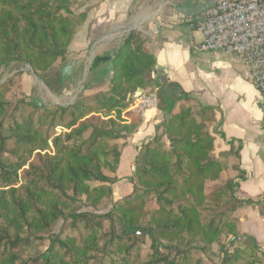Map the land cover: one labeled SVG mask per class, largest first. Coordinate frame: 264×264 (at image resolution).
Returning a JSON list of instances; mask_svg holds the SVG:
<instances>
[{"label":"trees","instance_id":"trees-1","mask_svg":"<svg viewBox=\"0 0 264 264\" xmlns=\"http://www.w3.org/2000/svg\"><path fill=\"white\" fill-rule=\"evenodd\" d=\"M75 1L0 0V65L28 64L60 95L61 64L84 18L73 12ZM145 42L132 30L111 55L96 56L89 70L108 61L109 71L67 106L12 102L0 84V264H230L239 254L238 184L226 179L206 193L209 182L237 168L230 162L237 153H215L190 106L173 112L186 96L178 85L158 89L168 119L139 146L131 193L112 199L116 177L103 168L117 170L124 140L141 122L132 95L150 91L156 65ZM94 80L98 89L85 93ZM101 216L110 218L107 227Z\"/></svg>","mask_w":264,"mask_h":264},{"label":"crops","instance_id":"crops-1","mask_svg":"<svg viewBox=\"0 0 264 264\" xmlns=\"http://www.w3.org/2000/svg\"><path fill=\"white\" fill-rule=\"evenodd\" d=\"M213 1H84L80 11L84 18L68 46L67 59L61 64L64 66L62 91L74 96L79 81L77 72L82 70V61L84 63L91 49L93 59L111 55L130 26L134 30L141 27L147 31L149 34L143 35L146 37L145 48L154 55L156 65L147 87L150 91L143 89V94L157 95L163 86L159 79L165 75V85H178V93L186 95L175 104L173 112L181 106H190L202 115L205 126L214 137L215 153L231 148L236 151L230 162L237 168L223 171L218 180L208 184L217 188L222 181L232 179L238 184L234 196L243 201L233 216L238 219L240 237L251 242L239 244V254L230 264H264V99L248 80L245 67L236 56L221 50L197 49L203 40L199 30L203 7ZM153 26L155 31H151ZM101 63L103 67L99 71L108 72L110 63ZM136 104L137 99L130 108ZM138 115L140 124L125 138L121 148L117 169L119 178L131 176L139 146L162 131L169 113L158 101L156 107ZM163 138L168 141L166 135Z\"/></svg>","mask_w":264,"mask_h":264},{"label":"built area","instance_id":"built-area-1","mask_svg":"<svg viewBox=\"0 0 264 264\" xmlns=\"http://www.w3.org/2000/svg\"><path fill=\"white\" fill-rule=\"evenodd\" d=\"M143 35L149 33L141 27ZM153 26L151 31H155ZM200 51H225L244 65L248 80L264 99V0H214L202 14ZM158 105L155 93L142 94L132 111L143 115Z\"/></svg>","mask_w":264,"mask_h":264},{"label":"rangeland","instance_id":"rangeland-1","mask_svg":"<svg viewBox=\"0 0 264 264\" xmlns=\"http://www.w3.org/2000/svg\"><path fill=\"white\" fill-rule=\"evenodd\" d=\"M82 6H83V1L81 0L75 1L73 3L72 10L75 13V15H79L81 13L80 11L82 9ZM91 58H93L92 49L89 51V54L85 58L84 63L82 61V64L80 66L82 70H80V73H79V70L77 72L79 81H77L76 83V89H75L76 96L82 91L84 84L87 81H89L91 78H93V75L95 73H98L99 69H102L103 67V63H100L98 64L99 66H97L96 69L94 68L93 71L89 70L90 69L89 63H90ZM65 59H67V56L65 57ZM60 63L61 61L58 64ZM32 71L33 70L28 64L17 63L13 61L8 62L7 64L0 65V84H3V83L5 84L6 96L9 100L13 102L18 99H25V100L34 99V100H38L41 103L48 104V105H54L58 103V105H63V106H67V105H64L65 103H68L69 105L74 100L73 99L71 101L72 97L65 95L63 91L61 92L60 95L54 94L37 75H36L37 78L33 76ZM88 86L89 87L85 91V93H92L96 91L99 87L98 84L93 81L89 83ZM103 172L110 176L114 175L116 177V180L112 186L113 187V196H112L113 200L122 198L131 193V191L133 190V185H132V182L130 181L131 176L129 178L124 177V176L122 178H119L117 176V170L113 174L109 172V170L106 168H103ZM123 178L125 179L122 181ZM214 190L215 188L213 186L210 185L209 187V184H207L206 186L207 194H211ZM109 207H110V202L104 210H101L100 212H97V213L98 214L105 213L109 210ZM149 207H153V204L150 203ZM100 219L105 224L106 227L109 225V221H110L109 217L101 216ZM46 244L47 242L45 241L40 247V250H43Z\"/></svg>","mask_w":264,"mask_h":264},{"label":"water","instance_id":"water-1","mask_svg":"<svg viewBox=\"0 0 264 264\" xmlns=\"http://www.w3.org/2000/svg\"><path fill=\"white\" fill-rule=\"evenodd\" d=\"M206 8H207V6L204 5L203 10H205ZM203 10H202V11H203ZM202 11H200V12H202ZM192 14H193V13H192ZM201 20H202V17H200V20H199V21H201ZM132 30H134V27H133V26H130V27L127 29V32H126V33H127V34L130 33ZM92 59H93V58H91V60H90L89 66L91 65ZM32 73H33V76L36 77V74H35L33 71H32ZM36 78H37V77H36ZM159 82H160L161 85H165V83H166L165 75H163V76L160 77ZM143 92H144V90H143L142 88L138 87V88L136 89V92L132 95V98H133L134 100L138 99V98L143 94ZM75 98H76V94L72 97L71 101H72L73 99H75ZM56 104H58V103H56ZM64 105H68V103H65ZM237 240H238V241H243L244 243H246V241L251 242L249 239H245V238H243V237H237Z\"/></svg>","mask_w":264,"mask_h":264}]
</instances>
